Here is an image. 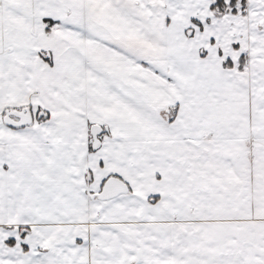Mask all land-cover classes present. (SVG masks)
I'll return each mask as SVG.
<instances>
[{"label":"snow or ice","instance_id":"1","mask_svg":"<svg viewBox=\"0 0 264 264\" xmlns=\"http://www.w3.org/2000/svg\"><path fill=\"white\" fill-rule=\"evenodd\" d=\"M0 264H264V0H0Z\"/></svg>","mask_w":264,"mask_h":264}]
</instances>
